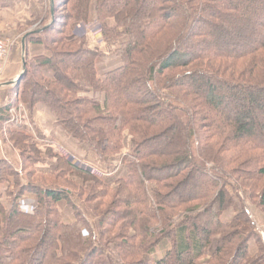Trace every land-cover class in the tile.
<instances>
[{
	"label": "trees",
	"instance_id": "trees-1",
	"mask_svg": "<svg viewBox=\"0 0 264 264\" xmlns=\"http://www.w3.org/2000/svg\"><path fill=\"white\" fill-rule=\"evenodd\" d=\"M54 1L0 128L47 107L104 176L13 133L25 165L0 162L15 184L0 196V264H264L251 213L264 214V0ZM94 22L122 61L104 76V53L77 35Z\"/></svg>",
	"mask_w": 264,
	"mask_h": 264
},
{
	"label": "crops",
	"instance_id": "crops-1",
	"mask_svg": "<svg viewBox=\"0 0 264 264\" xmlns=\"http://www.w3.org/2000/svg\"><path fill=\"white\" fill-rule=\"evenodd\" d=\"M46 6V0H5L3 6L0 7V33L9 38L7 41L11 46L0 85V110L11 103L15 97L16 84L13 82H16L23 71L25 53L27 52L30 57L44 53L42 45L35 44L27 39V33L35 26L39 13ZM87 37L91 46L100 47L105 56L114 54L112 44L104 41L101 45V43H98L99 38L90 34ZM25 38L26 52L23 50V40ZM91 38L92 42L90 41ZM10 113L11 118L3 123V126L0 128V162H8L18 173L22 172L25 159L21 150L16 147L11 139V135L16 132L27 135L28 139L37 145L49 143L53 148H57L58 150L60 148L65 149L70 154L76 153V155L84 157L92 155L88 152L87 147L75 144V141L70 138L63 127L57 124L53 113L47 107L39 106L32 110L28 105H21L18 110L12 109ZM55 161L56 159L50 160L49 164H51V167ZM49 170L50 167L41 165L37 167L39 173H45ZM97 171L104 174L99 169ZM110 176H113V174ZM14 188V179L11 183L0 184L1 200L7 203L6 192L8 190L13 191ZM19 204L23 213L33 214L38 207V198L35 194L26 193L19 201ZM61 205L65 206V204ZM66 210L68 211V209ZM255 221L258 224L260 223V225L257 224L258 227H264L263 214L259 213Z\"/></svg>",
	"mask_w": 264,
	"mask_h": 264
},
{
	"label": "rangeland",
	"instance_id": "rangeland-1",
	"mask_svg": "<svg viewBox=\"0 0 264 264\" xmlns=\"http://www.w3.org/2000/svg\"><path fill=\"white\" fill-rule=\"evenodd\" d=\"M5 2V0H0V7L1 6H3V3ZM92 20H94V15L92 16V18H91ZM81 27H83V26H81ZM38 28H40V23H37V24H35V26H33V28L31 29V31L32 30H35V29H38ZM78 30L80 31L81 30V28L79 27L78 28ZM80 33H81V31H80ZM82 33H83V31H82ZM88 36V35H87ZM87 36H84V37H87ZM80 37V36H79ZM84 37H80V38H84ZM88 38V37H87ZM9 38L8 37H6V36H4V35H2L1 33H0V40H4V41H7ZM90 41L92 42V38L90 39ZM10 44V43H9ZM101 45H102V43H101ZM11 47V46H10ZM102 51V50H101ZM103 52V51H102ZM10 54V53H9ZM122 66V61H121V59L116 55V54H112L111 56L110 55H106V56H104L103 57V59H101V60H99L98 61V63H97V69H98V73H99V75L100 76H104V75H106L107 73H109V72H112V71H114V70H116V69H118L119 67H121ZM66 159V158H65ZM80 163H81V165L80 164H78V166H80L81 168H84V169H87L88 167H93V165H91V164H87V163H84L83 161H81L79 158H76ZM67 160V159H66ZM78 162V163H79ZM120 164V162L119 161H117V165H119ZM75 165H77V164H75ZM90 171V170H89ZM92 172V171H91ZM120 175H122V168L120 167V166H118L117 167V169H115V171H114V175L113 176H110V177H106V178H104V181L105 182H110V181H112L114 178H116V177H118V176H120ZM8 200V199H7ZM9 203V201L7 202V204ZM66 209H68L66 206H64V205H61L60 206V210L62 211V213H63V216H64V220L66 221V222H72L73 221V217L71 216V214H69L68 213V211L66 210ZM251 213H252V215L254 216V219L257 217V216H259V213L260 214H263V213H261V211L259 210V209H257V208H254V207H252L251 206ZM264 215V214H263ZM257 222V221H256ZM258 224V223H257ZM262 224V223H261ZM258 225H260V223L258 224ZM259 228V232H262V231H264V227H258ZM260 244H261V247H262V249L264 250V243L262 242V241H260ZM262 256L264 257V253L262 254Z\"/></svg>",
	"mask_w": 264,
	"mask_h": 264
},
{
	"label": "built area",
	"instance_id": "built-area-1",
	"mask_svg": "<svg viewBox=\"0 0 264 264\" xmlns=\"http://www.w3.org/2000/svg\"><path fill=\"white\" fill-rule=\"evenodd\" d=\"M83 28L81 30V33L77 34L78 36H87V35H93L97 38H99L98 43H103V29L100 23L94 22L88 25H82ZM83 31V33H82ZM10 53V44L8 41L0 40V85L2 83V74L4 72V69L6 67L8 58ZM60 154L66 158L67 160H71L73 164H80L81 163L76 159V157L72 156L67 150L60 148L59 149ZM79 162V163H78ZM86 170H92V172L98 176H104V174L98 172L97 170H94L93 167H88ZM262 242L264 243V231L260 232Z\"/></svg>",
	"mask_w": 264,
	"mask_h": 264
},
{
	"label": "water",
	"instance_id": "water-1",
	"mask_svg": "<svg viewBox=\"0 0 264 264\" xmlns=\"http://www.w3.org/2000/svg\"><path fill=\"white\" fill-rule=\"evenodd\" d=\"M51 5H52V13H53V16H54V6H55V1L54 0H51ZM55 21V19H54ZM25 45H26V38L23 40V50L25 51ZM26 73V60L23 59V71L22 73L20 74V76L18 77V79L16 80V82H13L15 84H18L21 82L23 76L25 75Z\"/></svg>",
	"mask_w": 264,
	"mask_h": 264
}]
</instances>
